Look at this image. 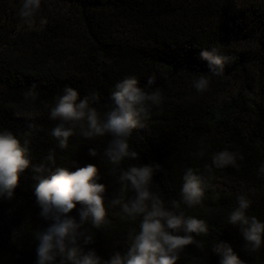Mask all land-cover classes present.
I'll list each match as a JSON object with an SVG mask.
<instances>
[{"label":"trees","instance_id":"1","mask_svg":"<svg viewBox=\"0 0 264 264\" xmlns=\"http://www.w3.org/2000/svg\"><path fill=\"white\" fill-rule=\"evenodd\" d=\"M50 1L76 7L74 30L68 16L52 23L56 14L51 9L45 13L42 6L47 16L44 28H18L20 0H0V129L19 135L34 123L33 163L54 149L57 166L70 171L95 164L108 196L118 195L119 170L112 174L104 156L110 137L88 141L77 130L68 148L60 149L49 135L57 123L50 119V109L56 96L70 86L81 98L97 93L99 103L94 106L103 112L122 79L135 76L144 87L149 77H155L163 103L153 107L146 127L130 140L138 159H126L121 168L161 164L165 171L155 174L153 190L168 202L181 199L187 168L202 171L211 164L212 154L224 149L242 154L239 170L231 166L213 170V188L202 205H181L186 215L206 220L210 229L196 238L204 248L188 246L177 264H219L212 245L221 242L230 244L246 264H264V246L249 254L239 228L227 223L242 193L252 201L248 214L264 222V175L258 171L264 163V0H42L45 5ZM211 47L236 61L200 95L192 79L210 71L200 54ZM231 80L240 86L227 92ZM33 85L38 97L25 103L23 94ZM247 93L256 97L247 98ZM92 147L97 156L89 155ZM201 150L203 157L197 155ZM33 175L27 169L14 196L0 198V264H36L38 241L32 233L48 222L39 216ZM219 178L226 182L223 188ZM79 207L71 214L78 216ZM120 211L119 206L109 208L110 223L94 229L95 243L88 246L104 260L123 253L127 233L138 229L139 218L124 220Z\"/></svg>","mask_w":264,"mask_h":264},{"label":"clouds","instance_id":"2","mask_svg":"<svg viewBox=\"0 0 264 264\" xmlns=\"http://www.w3.org/2000/svg\"><path fill=\"white\" fill-rule=\"evenodd\" d=\"M42 0H20L18 16L24 24H30L39 14ZM201 58L208 61V73H200L192 79V87L203 95L214 78L225 75L226 66L232 65L236 57L224 53L218 47L204 49ZM135 76H128L115 85L111 92L110 107L101 112L94 105L99 96L93 92L81 98L73 87H65L56 96L50 109V119L56 121L49 135L56 145L66 150L69 140L79 131L88 141L110 137L104 151L112 174L119 170V194L109 197L107 185L100 183V169L87 164L70 171L68 167L57 166L55 150L49 151L43 161L33 163L32 141L36 125H29V131L19 135L8 128L0 129V198L11 199L19 185L21 175L30 169L37 181L34 192L40 208L39 216L47 227L35 230L32 235L38 246L36 264H177L185 249L194 245L204 248L196 239L209 234L206 220L186 215L181 205L193 208L202 205L205 194L213 188L214 169L229 166L239 170L238 161L244 156L224 149L212 154L211 164L203 170L187 168L183 175L180 200L166 202L158 191L153 190L154 176L165 171L159 163L130 164L126 169L122 163L137 160L138 152L132 150L130 140L138 129L146 127L153 107L163 103V93L154 87L155 77H149L147 85L139 86ZM24 102H34L38 97L36 85L23 94ZM20 116L19 113H17ZM89 155L97 156V148L89 149ZM197 155L203 157L205 152ZM259 173L264 175V163ZM131 192V197L128 193ZM79 205L78 216L72 215ZM252 205L246 194H239L236 206L227 217V223L237 226L249 253L258 252L264 246V222L249 215ZM120 207L124 220L136 221L138 229L127 233L126 250L115 252L104 260L94 248L95 230L105 228L109 223V208ZM212 251L220 256L219 264H246L228 243L212 245Z\"/></svg>","mask_w":264,"mask_h":264},{"label":"rangeland","instance_id":"3","mask_svg":"<svg viewBox=\"0 0 264 264\" xmlns=\"http://www.w3.org/2000/svg\"><path fill=\"white\" fill-rule=\"evenodd\" d=\"M42 7H44V11L46 13L47 9H51L53 11L54 14H56V18H54V20H52L53 22L56 21H62V18H65L66 16H68V20H69V27L74 30L77 25L74 23L75 21H77V9L75 6L70 5V3H66V2H55L54 4H52V2L50 1V5H45L44 2H42ZM11 17V15H10ZM13 19V18H11ZM47 16L44 15V13H42V10H40L39 14L33 19V21L30 24H24L21 20H19V25H17L18 28H44L46 26V20ZM45 21V22H44ZM48 22V21H47ZM50 22V21H49ZM233 83L234 85L230 84ZM240 85L236 80H231L229 81V85L227 86V92H230V90H233L234 88H238ZM256 97V95H255ZM254 94L253 93H247V98H252L254 99ZM221 178H219V182H218V186L220 188H223L224 185H226V182Z\"/></svg>","mask_w":264,"mask_h":264}]
</instances>
